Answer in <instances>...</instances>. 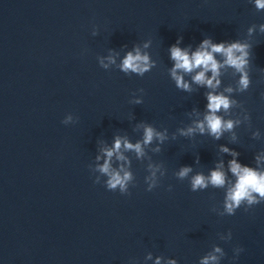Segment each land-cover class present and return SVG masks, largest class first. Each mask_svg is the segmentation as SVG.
Instances as JSON below:
<instances>
[{"label":"clouds","instance_id":"clouds-1","mask_svg":"<svg viewBox=\"0 0 264 264\" xmlns=\"http://www.w3.org/2000/svg\"><path fill=\"white\" fill-rule=\"evenodd\" d=\"M256 11H264V0H252ZM259 28L260 34H264V23L259 25L253 24L248 27V35H252ZM98 28L93 27L92 35H98ZM183 37H178L176 43L172 44L168 52L170 59L174 62L173 66L168 70L170 78L174 81L177 89L191 93L193 91L191 84L184 79V74H193L191 77L192 83L208 89L205 92L207 100L206 110L202 119H193L186 127H179L176 132L171 135V139L179 136L186 138H194L197 134L203 136H211L215 140L222 138L225 132L232 133V141L237 137L234 129L238 127L242 121L239 118L225 119L223 114L231 115V110L234 107H239L244 113V121L250 123V115L243 107V104L236 99L231 98L230 94L234 91L231 86L224 89L223 92H218L217 89L221 85L222 69H232L234 73L238 74L239 79L235 91L238 93L246 92L251 86L250 78V60L252 44L241 40H226L221 42H213L212 39L205 38L199 46L191 51L190 48L180 47ZM150 41H145L143 48L150 47ZM124 47H127L126 45ZM119 53L114 49H108V55L98 56L97 61L102 69L110 70L113 65L127 76L135 74L143 77L156 67V61L151 58L150 53L142 51L141 46L134 44L132 50L127 51L117 64V57ZM210 73V75H209ZM261 82L264 83V68L261 69ZM144 89H137L140 93L138 96L136 92L132 93V99L129 103L132 105H141L143 103ZM228 93L229 95H225ZM193 112L199 117V113L193 109ZM78 117L73 114H67L61 121L64 125L74 124L78 121ZM134 119V116H132ZM135 130H142V136L136 142H131L125 135H115L111 147L103 146L100 152L103 156V163L96 164L94 168L89 165L91 172L99 173L95 175L94 184L103 183L108 191H119L121 195H130V186H135V176L131 171V160L125 153L131 152L139 161L148 159L149 163L146 166L148 175L144 180L147 184L146 191L151 192L159 186L160 179L166 175V169L162 163L151 162V157L148 156L146 149L154 142L156 147L151 148L152 153H160L161 145L169 140V132L167 128L157 130L155 126L150 123L141 121L136 125ZM260 131L252 132L253 138H258ZM103 143V142H101ZM220 152L226 153L233 158L228 161V172L231 173L233 179H229L228 173L224 170V162L221 160L217 163L214 169H211L208 175L203 172H197L194 175H189L193 172L191 166H182L173 175L178 180L187 179L190 184L192 192L203 191L209 186L216 189L225 188L226 193L224 197L223 212L219 215H234L237 209L244 206V210L248 211L254 205L264 202V167H261V161L264 160V152L256 156V167H250L241 164L237 157L240 153L227 146L220 145ZM113 158L119 162L117 166H113ZM96 160H101V155L96 156ZM196 163H199V156L196 158ZM105 178L102 179L101 178ZM172 190L169 185L168 191ZM214 210V209H213ZM232 233L228 232L227 240H231ZM243 251L242 248L234 249L233 259L238 258ZM219 254V255H217ZM225 256V252L218 246H214L213 251L203 256L199 260V264H220V260ZM151 254L147 259H151ZM161 259L158 257L155 264H161ZM166 264H178L176 260H168Z\"/></svg>","mask_w":264,"mask_h":264}]
</instances>
